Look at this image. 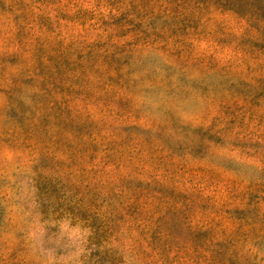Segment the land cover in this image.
Here are the masks:
<instances>
[{
	"label": "rangeland",
	"instance_id": "1",
	"mask_svg": "<svg viewBox=\"0 0 264 264\" xmlns=\"http://www.w3.org/2000/svg\"><path fill=\"white\" fill-rule=\"evenodd\" d=\"M0 264H264V0H0Z\"/></svg>",
	"mask_w": 264,
	"mask_h": 264
}]
</instances>
